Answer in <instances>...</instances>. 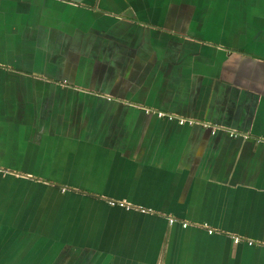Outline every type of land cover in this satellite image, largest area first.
I'll return each instance as SVG.
<instances>
[{
    "label": "crops",
    "instance_id": "1",
    "mask_svg": "<svg viewBox=\"0 0 264 264\" xmlns=\"http://www.w3.org/2000/svg\"><path fill=\"white\" fill-rule=\"evenodd\" d=\"M0 264H264V0H0Z\"/></svg>",
    "mask_w": 264,
    "mask_h": 264
},
{
    "label": "built area",
    "instance_id": "2",
    "mask_svg": "<svg viewBox=\"0 0 264 264\" xmlns=\"http://www.w3.org/2000/svg\"><path fill=\"white\" fill-rule=\"evenodd\" d=\"M159 114H160V115H163V113H159ZM169 117L171 118L172 116L169 115ZM179 122H180V123H184V122H185V119H179ZM111 203H115V202L112 201ZM171 221H172V219H171ZM183 225L186 226L187 223H184ZM210 231H212V230H210ZM235 241L237 242L238 239L236 238Z\"/></svg>",
    "mask_w": 264,
    "mask_h": 264
},
{
    "label": "water",
    "instance_id": "3",
    "mask_svg": "<svg viewBox=\"0 0 264 264\" xmlns=\"http://www.w3.org/2000/svg\"><path fill=\"white\" fill-rule=\"evenodd\" d=\"M74 1H79V0H74Z\"/></svg>",
    "mask_w": 264,
    "mask_h": 264
}]
</instances>
